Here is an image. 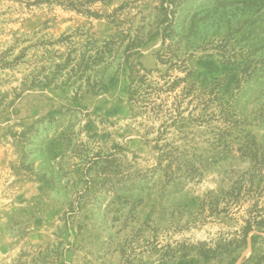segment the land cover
I'll return each instance as SVG.
<instances>
[{"label":"rangeland","instance_id":"rangeland-1","mask_svg":"<svg viewBox=\"0 0 264 264\" xmlns=\"http://www.w3.org/2000/svg\"><path fill=\"white\" fill-rule=\"evenodd\" d=\"M185 257L264 264V0H0V264Z\"/></svg>","mask_w":264,"mask_h":264},{"label":"trees","instance_id":"trees-1","mask_svg":"<svg viewBox=\"0 0 264 264\" xmlns=\"http://www.w3.org/2000/svg\"><path fill=\"white\" fill-rule=\"evenodd\" d=\"M168 3H171V0H168ZM131 77H132V85L135 84V82H136V85L132 86V93L135 94L138 91L137 90V88H138L137 82L139 81L140 77L136 74L135 70H132ZM252 222H251V220L248 221V226L246 227L245 232H248V230H250V228L253 227V223ZM176 263L177 264H199V260H197L194 257H192V258H186L185 257V258L179 259Z\"/></svg>","mask_w":264,"mask_h":264}]
</instances>
